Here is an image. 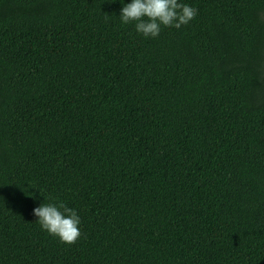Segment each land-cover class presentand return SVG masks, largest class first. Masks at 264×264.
I'll return each instance as SVG.
<instances>
[{"label":"trees","instance_id":"16d2710c","mask_svg":"<svg viewBox=\"0 0 264 264\" xmlns=\"http://www.w3.org/2000/svg\"><path fill=\"white\" fill-rule=\"evenodd\" d=\"M179 2L151 38L131 0H0V264H264V0Z\"/></svg>","mask_w":264,"mask_h":264},{"label":"clouds","instance_id":"9594fccd","mask_svg":"<svg viewBox=\"0 0 264 264\" xmlns=\"http://www.w3.org/2000/svg\"><path fill=\"white\" fill-rule=\"evenodd\" d=\"M196 15V8L179 0H131L123 4L119 18L123 24L134 23L136 32L144 37L156 38L162 26L179 29ZM32 215L42 230L62 243L73 244L81 236L77 212L62 202L41 203L32 209Z\"/></svg>","mask_w":264,"mask_h":264}]
</instances>
